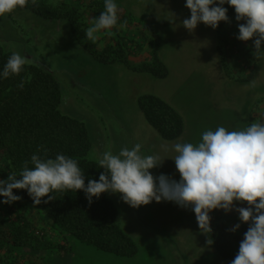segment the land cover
<instances>
[{
	"label": "rangeland",
	"instance_id": "374dc122",
	"mask_svg": "<svg viewBox=\"0 0 264 264\" xmlns=\"http://www.w3.org/2000/svg\"><path fill=\"white\" fill-rule=\"evenodd\" d=\"M90 1L82 2L85 5ZM113 2L118 13L132 17V25L125 28L124 34L133 45L143 40L145 43L141 49L135 47L129 52L130 63L135 65L156 50L167 67L166 77L132 71L121 63L97 61L74 38L66 18L52 17L46 9L37 7L41 3L53 5L52 0H36L35 5L28 0L25 7H17L0 17L2 48L27 57L26 63L52 73L59 81L60 110L82 120L88 129L92 144L89 159L99 163L106 151L118 154L122 148L140 143L141 155L158 153L165 158L160 167L149 171L154 176L164 173L178 181L180 176L172 159L177 153L172 145L178 142L195 145L200 142L202 132L218 126L231 131L262 122L264 56H255L253 60L256 76L240 81L252 64L241 66V55L232 52L230 46L226 51L221 44L224 68L214 29L202 22L191 33L183 27L181 21L190 16L185 0ZM84 15L89 27L98 17L89 10ZM106 30L114 35L113 28ZM106 30L95 35L101 38ZM237 35L230 41L237 48L244 47ZM149 40L158 46L149 45ZM103 44L101 40L98 47ZM252 81L257 83L255 88L249 87ZM144 94L160 97L180 114L184 130L179 138L164 140L146 122L138 106V98ZM0 166L6 167L3 157ZM107 195L117 209V223L136 243L135 255L122 257L60 238L52 240L49 248L50 237L45 236L34 248L25 247L26 258L37 264H223L213 245L206 243L211 236L199 230L195 214L188 208L164 200L133 208L120 194L107 192ZM235 214L234 210L225 213L222 224L240 222ZM36 217L39 218L38 213ZM40 230L46 232V228ZM238 250L233 248L235 256Z\"/></svg>",
	"mask_w": 264,
	"mask_h": 264
},
{
	"label": "trees",
	"instance_id": "16d2710c",
	"mask_svg": "<svg viewBox=\"0 0 264 264\" xmlns=\"http://www.w3.org/2000/svg\"><path fill=\"white\" fill-rule=\"evenodd\" d=\"M82 1L52 0L53 5L41 3L37 7L46 9L52 17L66 18L74 38L97 61L121 63L132 71L150 73L157 78L167 76V67L157 57L156 50L135 65L128 60L129 52L135 47L141 49L145 43L143 40L133 45L124 34L125 28L133 22L132 17L126 13H118L117 26L113 27L114 35L112 31L106 30L95 42L88 40L86 29L89 25L84 14L89 10L99 16L104 11L105 3L91 0L84 5ZM223 7L228 9L229 22L221 21L214 29L219 42L217 50L220 62L225 68L221 44L226 51L230 46L232 52L235 50L241 55L238 57L241 66L252 64L248 73L238 80H251L257 74L253 61V41H243L244 47L241 48L233 45L230 39L238 34V23L244 21L235 20L233 7L227 3ZM120 24L125 26L118 28ZM101 40L104 44L99 48ZM149 43L158 46L153 40H149ZM12 54L0 45V74ZM239 70L243 72L244 69ZM21 82L23 88L18 87ZM61 100L57 78L34 64L25 63L18 75H10L8 78L0 75V157L6 161V167L0 166V179H6L11 173L19 178L24 162L29 161V167H32L31 156H43L46 150L48 157L64 154L78 161L85 172V184L88 179L98 180L103 168L88 158L92 145L88 129L82 120L60 110ZM138 106L146 122L162 139L173 141L182 135L184 124L180 114L160 97L144 94L138 98ZM262 114L261 123H264V112ZM13 193L21 199L11 204L0 203V264H37L34 259L26 258L28 255L24 249L34 248L35 243L42 241L45 236L50 237L47 242L49 248L52 247V240L60 238L68 243L73 240L122 257H131L137 252L134 240L117 223V209L107 192L101 193L99 198L93 197L89 204L82 190L53 191L49 195L54 199L39 205L33 204L25 189H14ZM3 199L0 196V201ZM41 199L44 201L47 197ZM234 203L236 207L248 206L246 202ZM188 209L194 214L191 207ZM37 213L39 218L36 217ZM235 213L238 218V212ZM220 214L219 209L210 213V226L213 230L210 236L223 264H230L235 258L233 248L239 249L248 223L238 222L240 228L232 232L229 229L234 225L222 224L224 215ZM43 228H46L45 233L40 230Z\"/></svg>",
	"mask_w": 264,
	"mask_h": 264
},
{
	"label": "clouds",
	"instance_id": "9594fccd",
	"mask_svg": "<svg viewBox=\"0 0 264 264\" xmlns=\"http://www.w3.org/2000/svg\"><path fill=\"white\" fill-rule=\"evenodd\" d=\"M28 0H0V17L23 8ZM33 5L36 0H32ZM227 3L234 8L238 23L237 39L253 41V54L264 56V0H185L190 16L181 21L190 33L199 23L215 29L221 21L229 22ZM118 6L113 0H105L104 11L95 17L86 29L88 40L95 42L96 33L117 26ZM126 23V22H125ZM125 24H120L123 28ZM27 57L13 53L4 65L2 77L18 75ZM256 81L249 87L255 88ZM18 87L23 88V82ZM142 145L124 147L118 154L106 151L99 159L98 180L88 179L78 161L57 154L54 158L33 154L24 162L19 178L15 173L0 179V203L11 204L21 199L14 189H25L33 204L39 205L54 199L53 191L82 190L89 204L101 193H118L133 208L156 202L172 201L183 208L191 207L199 230L212 233L210 213L222 209L226 213L236 211L242 223H248L239 250L230 264H264V123L254 122L241 130L229 131L224 126L201 133L197 144L175 143L174 160L180 179L167 174L154 176L150 169L158 168L165 158L158 153L141 155ZM167 150V149H165ZM42 197L47 200L42 201ZM234 202H246L247 207H236ZM240 223L229 231L235 232ZM207 244L213 243L209 238Z\"/></svg>",
	"mask_w": 264,
	"mask_h": 264
},
{
	"label": "crops",
	"instance_id": "0c3cea01",
	"mask_svg": "<svg viewBox=\"0 0 264 264\" xmlns=\"http://www.w3.org/2000/svg\"><path fill=\"white\" fill-rule=\"evenodd\" d=\"M263 107H264V103H263ZM263 112H264V109H263ZM219 211L223 214V215H225V213L226 212H222L223 210L222 209H219ZM227 214H228V212H227ZM221 215V214H220ZM235 216L237 217V213L235 214ZM225 217H226V215H225Z\"/></svg>",
	"mask_w": 264,
	"mask_h": 264
}]
</instances>
